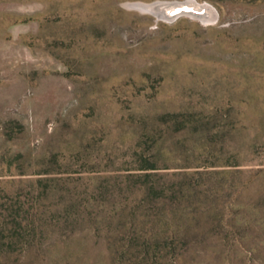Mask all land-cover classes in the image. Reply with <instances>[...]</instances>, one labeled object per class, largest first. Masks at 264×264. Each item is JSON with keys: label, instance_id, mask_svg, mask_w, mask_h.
<instances>
[{"label": "rangeland", "instance_id": "obj_1", "mask_svg": "<svg viewBox=\"0 0 264 264\" xmlns=\"http://www.w3.org/2000/svg\"><path fill=\"white\" fill-rule=\"evenodd\" d=\"M0 0V264H264V0Z\"/></svg>", "mask_w": 264, "mask_h": 264}, {"label": "bare ground", "instance_id": "obj_2", "mask_svg": "<svg viewBox=\"0 0 264 264\" xmlns=\"http://www.w3.org/2000/svg\"><path fill=\"white\" fill-rule=\"evenodd\" d=\"M141 3V2H139ZM143 6L139 9L142 12L151 13L154 15L159 16H165L167 18H170L173 16L174 12L176 10H186L188 12H191L192 14H196L198 17H206L205 14H207V7H203L201 5H198L194 2H180L177 4H170V3H141ZM193 14V15H194ZM158 17V18H159Z\"/></svg>", "mask_w": 264, "mask_h": 264}, {"label": "water", "instance_id": "obj_3", "mask_svg": "<svg viewBox=\"0 0 264 264\" xmlns=\"http://www.w3.org/2000/svg\"><path fill=\"white\" fill-rule=\"evenodd\" d=\"M185 2V1H184ZM187 2H191V1H187ZM159 4V3H170V4H177V3H180V2H154L153 4ZM131 6L132 7H134V8H137V9H140L141 8V6H143L141 3H133V4H131ZM182 14H187V15H190V16H193V17H198L196 14H192L191 12H188V11H186V10H176V12H174V14H173V16H171L170 18H167V17H165V16H158L159 18H165V19H170V20H172V19H174V18H176L177 16H179V15H182ZM155 16H157V15H155Z\"/></svg>", "mask_w": 264, "mask_h": 264}]
</instances>
